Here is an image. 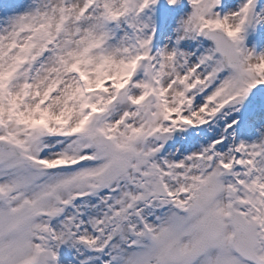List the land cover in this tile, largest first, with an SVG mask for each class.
<instances>
[{
    "label": "snow or ice",
    "instance_id": "1",
    "mask_svg": "<svg viewBox=\"0 0 264 264\" xmlns=\"http://www.w3.org/2000/svg\"><path fill=\"white\" fill-rule=\"evenodd\" d=\"M0 264H264V0H0Z\"/></svg>",
    "mask_w": 264,
    "mask_h": 264
}]
</instances>
